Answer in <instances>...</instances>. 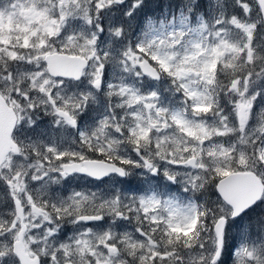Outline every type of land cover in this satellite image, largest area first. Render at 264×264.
<instances>
[{"label": "snow or ice", "instance_id": "snow-or-ice-1", "mask_svg": "<svg viewBox=\"0 0 264 264\" xmlns=\"http://www.w3.org/2000/svg\"><path fill=\"white\" fill-rule=\"evenodd\" d=\"M147 7L0 0V264H264V0Z\"/></svg>", "mask_w": 264, "mask_h": 264}, {"label": "rangeland", "instance_id": "rangeland-1", "mask_svg": "<svg viewBox=\"0 0 264 264\" xmlns=\"http://www.w3.org/2000/svg\"><path fill=\"white\" fill-rule=\"evenodd\" d=\"M147 3H148V7L146 11L151 14L152 12H159L164 5L169 3V0H147ZM97 186L104 187V185H97L80 179L73 180L69 185V187H75L77 188V190H80L81 188H90L93 191L96 190ZM171 190L176 191L177 189L173 187ZM0 191H2V189H0ZM256 215H258V210L253 213H250L249 217H254ZM238 235H239V229L234 227L229 243L235 244L238 241ZM225 259H226V264H231V261L230 259H228V257H226Z\"/></svg>", "mask_w": 264, "mask_h": 264}]
</instances>
